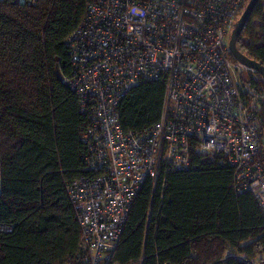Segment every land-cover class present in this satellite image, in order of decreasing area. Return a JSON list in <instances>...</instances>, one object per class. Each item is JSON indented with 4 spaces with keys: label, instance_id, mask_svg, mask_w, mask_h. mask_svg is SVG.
I'll list each match as a JSON object with an SVG mask.
<instances>
[{
    "label": "trees",
    "instance_id": "trees-1",
    "mask_svg": "<svg viewBox=\"0 0 264 264\" xmlns=\"http://www.w3.org/2000/svg\"><path fill=\"white\" fill-rule=\"evenodd\" d=\"M248 1L241 0L239 16ZM89 3L0 2V226L10 229L0 231V264H68L78 252L80 231L65 186L87 174L86 121L64 82L73 74L65 43ZM236 47L264 67V0ZM164 96L161 81L131 88L116 107L120 129L138 134L154 126ZM260 116L264 129V105ZM192 161V169L142 185L114 262L264 264V209L249 192H236L233 168L219 157L193 154Z\"/></svg>",
    "mask_w": 264,
    "mask_h": 264
},
{
    "label": "built area",
    "instance_id": "built-area-1",
    "mask_svg": "<svg viewBox=\"0 0 264 264\" xmlns=\"http://www.w3.org/2000/svg\"><path fill=\"white\" fill-rule=\"evenodd\" d=\"M240 2L90 0L65 43L73 74L64 82L86 121L87 173L65 186L80 231L68 264H118L113 253L142 185L194 168L193 154L230 165L236 192H249L264 209V92L228 48ZM145 81L164 84L161 117L141 133H124L116 107Z\"/></svg>",
    "mask_w": 264,
    "mask_h": 264
},
{
    "label": "water",
    "instance_id": "water-1",
    "mask_svg": "<svg viewBox=\"0 0 264 264\" xmlns=\"http://www.w3.org/2000/svg\"><path fill=\"white\" fill-rule=\"evenodd\" d=\"M258 1L259 0H249L248 1L244 11L242 12L241 16L237 20V22L234 25V28L231 32L228 48H229V52H230L232 58L235 61H237L239 64H241V65H243L249 69H252L255 73H257L264 80V67L260 63L246 57L236 47L237 40L241 35V32L244 28V25L247 22V20L249 19L250 15H251L254 7L258 3ZM261 155H262V161L264 164V143H263Z\"/></svg>",
    "mask_w": 264,
    "mask_h": 264
},
{
    "label": "rangeland",
    "instance_id": "rangeland-1",
    "mask_svg": "<svg viewBox=\"0 0 264 264\" xmlns=\"http://www.w3.org/2000/svg\"><path fill=\"white\" fill-rule=\"evenodd\" d=\"M247 76H248L249 78H251V76H252V78H254V79L256 78V76H255V75H254V76L251 75V73H249Z\"/></svg>",
    "mask_w": 264,
    "mask_h": 264
}]
</instances>
